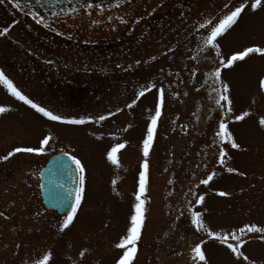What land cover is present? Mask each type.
<instances>
[{
    "label": "rangeland",
    "instance_id": "1",
    "mask_svg": "<svg viewBox=\"0 0 264 264\" xmlns=\"http://www.w3.org/2000/svg\"><path fill=\"white\" fill-rule=\"evenodd\" d=\"M107 2L41 16L25 0L0 3V29L8 28L0 35V71L54 114L93 117L81 125L49 120L0 84V106L8 109L0 113V156L14 147H39L43 136H50L41 153L0 160V264H32L45 251L51 253L46 264H114L144 161L145 218L134 264H202L190 253L200 240L208 264H248L197 230L189 211L201 212L205 227L221 234L245 223L264 227V128L259 125L264 54H249L221 69L232 108L224 116L215 103L221 85L212 75L220 57L203 45L204 30L197 29L204 19L214 21L244 0ZM217 43L225 61L245 46L264 47V0L256 10L247 0L238 22ZM149 84L154 87L137 99ZM158 99L161 114L144 156L142 141ZM132 100L136 103L128 107ZM243 111L249 114L235 121ZM99 115L106 119L97 123ZM222 118L239 149L215 137ZM119 142L125 147L114 165L106 152ZM221 147L228 153L223 164L218 163ZM57 152L75 155L85 168L81 204L64 230L59 223L67 213L44 208L38 188L40 166ZM228 167L238 171L229 173ZM208 172L215 173L213 179L201 184ZM194 193L204 195L203 204L195 203ZM259 235L245 234L240 246L254 264H264Z\"/></svg>",
    "mask_w": 264,
    "mask_h": 264
},
{
    "label": "snow or ice",
    "instance_id": "2",
    "mask_svg": "<svg viewBox=\"0 0 264 264\" xmlns=\"http://www.w3.org/2000/svg\"><path fill=\"white\" fill-rule=\"evenodd\" d=\"M4 0H0V3H3ZM14 4L19 3V0H13ZM247 0L239 3L237 6L232 7L231 10L219 16L216 20L204 19L202 23L197 25V29H203L204 35L202 36V43L205 46H209L211 49H215L217 56L220 57V66L215 67L212 75L215 77L217 83L221 85L220 91H222V95L216 99L215 103L220 106L224 116H227L232 112L231 108V100L229 96V85L225 83L221 77V69L233 66L234 62L243 61L249 54H264V47L258 45L245 46L242 50L234 51L230 56L227 57V60L220 56V46L217 43L218 38H220L223 34L226 33L231 27H233L239 20L243 10L246 7ZM261 6V0H251V8L253 10L258 9ZM228 5H225V8H228ZM42 22V21H41ZM8 28L5 27L0 29V35H4L7 33ZM260 88L264 91V76L260 77ZM0 84H3L8 92L12 94L15 98L22 101L24 104L29 105L31 108L35 109L37 113L42 114L44 117H47L52 121H59L67 124L73 125H81L86 122V120H92L93 117H84L80 118L74 117H65L63 115L54 114L53 111L47 109L44 106H41L39 103L34 102L27 95H25L21 90H19L11 79H9L2 71H0ZM154 85H146L143 87L142 91L136 93L137 99L144 94V92L148 91ZM162 91V90H161ZM221 101L225 103H221ZM136 100H132L131 104L127 105L131 107L132 104H135ZM161 103L158 99L155 107V114L151 115L150 122L147 125V133L145 138L142 141L143 145V154L144 156L149 155V149L153 140L154 129L156 127L157 119L161 114ZM8 109L0 106V113L7 111ZM116 111H120V109H116ZM249 113L247 111L241 112L239 115L233 116L235 121H241L244 117H246ZM108 116L113 115L112 112L107 113ZM106 119L105 115H99L95 117L97 123ZM259 125L264 128V116L259 119ZM215 137L218 138L219 141L224 142L227 141L233 149H239L240 144H238L233 138V134L229 131L228 123L226 119H220L217 130L215 132ZM50 140L49 135H44L43 138L39 141V147H14L10 151L7 152L6 155L0 156V160H7L9 157L13 156L14 153L19 152H27V153H41L44 151V145L48 144ZM215 142V141H214ZM125 147L124 142L114 143L107 150L106 156L109 161H111L114 165L118 164L117 153L120 149ZM228 155L223 147L219 149V157L218 163L223 164L224 158ZM69 161L71 164L75 165L76 173L79 174V184L73 185L70 188H65L63 191L66 195L60 194L55 197L58 204L62 205L66 210V215L63 217V220L59 223V228L61 230L66 229L74 220V217L77 214L78 208L81 204L84 188H85V168L81 163L80 159H78L75 155L70 156ZM59 167L63 168L65 171L68 170L67 162L60 161ZM148 164L147 161H144L140 165L139 172V187L138 191L135 193V203L133 204V212L129 217L130 223L126 229V233L119 238L118 243L115 244V247L121 250V254L118 258L115 259L114 264H134V257L137 253V242L141 236V229L144 222V201L141 199L143 193L146 190V170ZM227 171L229 173L237 172L238 170L232 167H228ZM240 175H245V173L240 172ZM215 173L208 172L206 174V178L200 181L201 184L208 185L209 182L213 179ZM115 180L113 184H115ZM220 196H226L228 193L224 191H219ZM195 203L197 205H201L204 202L203 194H196ZM190 211V221L191 224L194 225L197 230H203L206 232L207 237L215 238L223 244H226L227 247L231 250V252L239 257H242L243 260L248 261V264H254V261H249V258L241 251L240 246L245 243V240L242 238L247 233H259L258 239L264 241V227L257 226L255 223L248 224L245 223L235 231L231 233L221 234L217 231H212L205 227L202 221V214L199 211ZM3 213H0L2 216ZM239 233V235L237 234ZM232 241V242H229ZM205 243L204 240H200L195 243L194 246L190 248V253L195 261L202 262V264H208V260L206 258L205 252L202 250V245ZM81 256L84 255V251L82 250L80 253ZM51 253L49 251H45L40 258H36L32 260V264H46L50 260Z\"/></svg>",
    "mask_w": 264,
    "mask_h": 264
},
{
    "label": "water",
    "instance_id": "3",
    "mask_svg": "<svg viewBox=\"0 0 264 264\" xmlns=\"http://www.w3.org/2000/svg\"><path fill=\"white\" fill-rule=\"evenodd\" d=\"M30 9L41 16L55 11H64L70 7L86 5H102L104 1L117 2L120 0H25ZM70 155L67 153H57L49 156L40 168L39 190L42 204L58 214L66 212L65 208L58 204L55 197L63 194L65 188L73 185L78 186L79 175L76 173L75 165L69 161ZM60 161L67 162L68 170L59 167Z\"/></svg>",
    "mask_w": 264,
    "mask_h": 264
}]
</instances>
